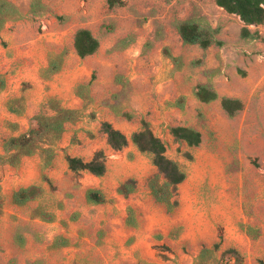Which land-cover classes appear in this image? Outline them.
<instances>
[{
	"label": "rangeland",
	"instance_id": "rangeland-1",
	"mask_svg": "<svg viewBox=\"0 0 264 264\" xmlns=\"http://www.w3.org/2000/svg\"><path fill=\"white\" fill-rule=\"evenodd\" d=\"M4 1L20 18L0 32V76L7 85L0 92V152L3 142L27 131L42 109L51 114L44 107L50 98L80 111L81 118L66 126L50 169L42 171L40 155L24 158L18 168L0 166V264H192L202 248L220 237V251L205 264H227L229 255L222 254L229 229L243 225L261 231L264 26L250 27L260 34L258 40L243 39L240 19L213 0H124L115 9H109L107 0ZM189 20L219 28L224 47L184 45L177 29ZM80 29L100 42L98 53L84 60L73 47ZM64 50L63 70L42 81L39 73L49 56ZM201 85L212 87L219 98L240 100L243 111L231 119L219 100L198 102L193 93ZM181 97L186 98L183 110L173 106ZM10 100L22 116L8 113ZM143 120L187 175L173 214L151 195L149 183L157 175L151 160L131 144L122 152L111 151L101 132L108 122L130 138ZM175 127L200 132L201 145L177 143L170 134ZM100 150L108 157L101 180L68 170L66 156L89 161ZM129 179L136 180L137 192L118 203L112 199L116 187ZM98 185L112 204H87L86 191ZM30 186L42 188L40 198L15 206L13 193ZM128 209L143 233L107 244L111 226ZM59 239L68 246L56 247ZM260 263L264 256L248 264Z\"/></svg>",
	"mask_w": 264,
	"mask_h": 264
},
{
	"label": "trees",
	"instance_id": "trees-1",
	"mask_svg": "<svg viewBox=\"0 0 264 264\" xmlns=\"http://www.w3.org/2000/svg\"><path fill=\"white\" fill-rule=\"evenodd\" d=\"M171 2L172 0H165ZM215 5L231 16L238 17L244 27L241 30V37L245 40L256 41L260 38L258 31L252 32L250 27L264 26V0H213ZM124 0H107L109 9H115L124 5ZM34 13V12H33ZM20 18L19 11L9 2L0 0V32L6 25ZM178 34L184 45L197 46L202 50H208L212 47L222 48L224 42L218 39L220 34L219 28H213L201 20H189L182 22L178 26ZM76 55L84 60L96 55L100 49L99 40L87 29H80L76 32L73 43ZM174 62L177 59L172 58ZM66 63V51H62L56 55H50L48 64L43 68L39 77L43 81H50L54 76L58 75L64 68ZM5 88V82L0 76V92ZM86 88V87H81ZM78 97L83 98L84 93L78 92ZM194 98L203 104H211L220 101V105L224 113L229 118H235L244 109L243 103L238 99L227 97L219 98L217 92L209 86L201 85L194 90ZM186 98H179L174 107L180 110L184 109ZM11 103L9 111L17 116L22 115L23 110L16 109ZM51 114L43 109L35 116L32 126L25 133L10 137L5 140L0 152V166H10L18 168L24 158H31L36 155L41 157V169L46 171L53 166L56 158V144L60 141L61 136L66 131V126L78 122L81 113L78 110L66 109L60 106L55 98H50L44 104ZM101 132L106 136L107 146L113 152H122L130 146V144L141 154L147 156L157 170V175L150 181L149 189L156 203L163 205L168 214H173L180 206L179 187L186 181L187 175L181 170L180 166L167 157L166 144L157 137L151 125L147 121L141 122V128L134 132L131 137H127L120 130L113 127L108 122H103ZM170 134L177 143H185L188 147L196 148L202 143V135L200 132L188 127H175L170 129ZM68 170L75 174H89L96 178H103L108 172V157L105 151L100 150L94 153L89 161H84L79 157L66 156ZM43 181L50 184L49 178L43 176ZM40 186H30L20 188L13 193L12 203L18 207H25L29 203L37 201L41 194ZM137 192V182L129 179L117 188V195L128 199ZM87 204L97 206L105 205L111 201L106 199L102 191L98 189H88L85 194ZM126 224L129 227H137V222L132 209L127 211ZM41 217L42 214H41ZM53 218H49L47 222L51 223ZM247 235L255 238L253 228H247ZM220 242L215 244L211 249L203 248L198 257L197 264H205L207 260L220 250L222 237ZM17 243L24 245V239L17 237ZM67 240L59 239L56 247L66 248ZM229 255L227 264H242L240 254L235 250H227L223 252L222 257Z\"/></svg>",
	"mask_w": 264,
	"mask_h": 264
},
{
	"label": "crops",
	"instance_id": "crops-1",
	"mask_svg": "<svg viewBox=\"0 0 264 264\" xmlns=\"http://www.w3.org/2000/svg\"><path fill=\"white\" fill-rule=\"evenodd\" d=\"M1 80H3V78H1ZM45 82H47V81H45ZM6 86L7 85L5 83V88H4L3 91H5ZM3 91H1V92H3ZM12 102H13V100H10L8 102L7 111H8L9 114L17 116L15 114H12L9 111V105ZM20 116H22V115H20ZM12 127H13V129H15V131L18 130V124H12ZM21 134H23V133H21ZM21 134H19V135H21ZM19 135H15V136H19ZM12 137H14V136H12ZM90 177L92 179H94V180H101L102 179V178H96V177L91 176V175H90ZM119 186H120V184L116 187V191H117V188ZM90 189H98V190L102 191L103 194L106 196L104 188L99 186V185L96 188H90ZM106 199L108 201H111V202H109L107 204H112V200L110 198H108L106 196ZM112 199H114L118 203H123V202L128 200V199H125L122 196L117 195L116 192H115V195H114V197ZM118 203L115 205V207L118 206ZM91 206H93V205H91ZM97 206H99V205H97ZM127 216H128L127 215V210H124L123 213H122V211L119 213V218L117 220H115L114 224L111 226V232L109 233V235L107 237V241H106L107 244H110L111 246H115L118 242L122 241L123 239H129L132 236H138L139 237L143 233L142 227H141L140 222L138 221L137 218H135L136 222H137V227L134 228V227L127 226V224H126ZM261 219H262V223H263L261 225V227H262L261 231L253 229L254 230V234H255V238H251V237H249L247 235V228L248 227H245L243 225H241L238 228H236V227L234 228L233 227V228L229 229L227 234L225 235V238H224V250H223V252H225L227 250H235V251H237L240 254L241 258H242V264H248L249 262L252 261V259L254 257L264 256V218H261ZM240 220L241 219H239V221ZM219 242H220V239H219L218 242L214 243L208 249H211L215 244H217ZM221 244H222V242H221ZM204 248H207V247H204ZM199 255H200V253H199ZM199 255L192 262V264H197L198 263ZM214 255H215V253L209 259H212V257ZM230 263L234 264L235 260L232 259ZM260 264H262V263H260Z\"/></svg>",
	"mask_w": 264,
	"mask_h": 264
}]
</instances>
